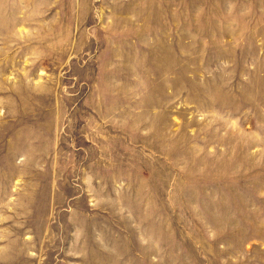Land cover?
<instances>
[{"label":"rangeland","instance_id":"rangeland-1","mask_svg":"<svg viewBox=\"0 0 264 264\" xmlns=\"http://www.w3.org/2000/svg\"><path fill=\"white\" fill-rule=\"evenodd\" d=\"M0 264H264V0H0Z\"/></svg>","mask_w":264,"mask_h":264}]
</instances>
